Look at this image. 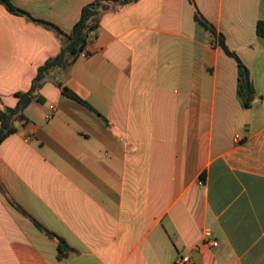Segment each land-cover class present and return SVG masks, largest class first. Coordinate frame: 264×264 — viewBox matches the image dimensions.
<instances>
[{"label": "crops", "instance_id": "0c3cea01", "mask_svg": "<svg viewBox=\"0 0 264 264\" xmlns=\"http://www.w3.org/2000/svg\"><path fill=\"white\" fill-rule=\"evenodd\" d=\"M93 1L11 0L66 34ZM194 2L248 68L257 99L240 106L237 65L187 0L105 13L85 52L47 76L27 123L0 144V264H175L180 254L264 264V0ZM60 47L0 5V106L15 108ZM35 223L73 252L58 258Z\"/></svg>", "mask_w": 264, "mask_h": 264}, {"label": "trees", "instance_id": "16d2710c", "mask_svg": "<svg viewBox=\"0 0 264 264\" xmlns=\"http://www.w3.org/2000/svg\"><path fill=\"white\" fill-rule=\"evenodd\" d=\"M136 1L137 0H94L92 3L82 8L79 20L72 27V30L66 34L54 25L41 20H36L26 12L15 8L11 0H0V5L3 6L10 14L25 17L28 21L41 25L42 27L52 31L60 41L61 46L60 52L57 56L48 59L37 69L36 76L32 80L30 90L27 93L16 95L18 97V103L15 108L9 109L0 106V144L16 131L15 122H20L21 124L27 123V119L24 116V110L33 101V99L36 98L35 93L42 88L47 76L56 69H67L80 57L82 53L85 52L89 41L99 30L102 16L118 7H122ZM187 1L194 8V21L210 34L214 44L218 46L227 57L235 61L237 65L236 97L242 108L249 109L252 102L257 99V95L253 88L248 68L240 60L238 55L228 48L224 37L218 33L215 27L200 14L195 6L194 0ZM256 34L257 36L264 38V21L257 22ZM56 86L61 89L64 96L90 108L86 102L81 100L61 82H56ZM35 225L48 237L56 241L58 258L63 259L73 252L64 240L49 233L37 223H35Z\"/></svg>", "mask_w": 264, "mask_h": 264}, {"label": "built area", "instance_id": "2783aa9c", "mask_svg": "<svg viewBox=\"0 0 264 264\" xmlns=\"http://www.w3.org/2000/svg\"><path fill=\"white\" fill-rule=\"evenodd\" d=\"M54 112H55V108L53 106H51L50 107V113L48 114L47 119H50L53 116ZM235 141L240 142L241 138L239 136H236ZM199 184L202 185V182H199ZM205 238H206V242L209 243L212 247L218 246L216 241L214 239H212L211 233L209 230H206ZM175 264H193V263L191 262V259L188 255L180 254V255H178L177 259L175 260Z\"/></svg>", "mask_w": 264, "mask_h": 264}]
</instances>
